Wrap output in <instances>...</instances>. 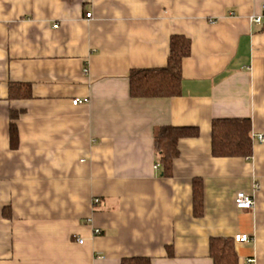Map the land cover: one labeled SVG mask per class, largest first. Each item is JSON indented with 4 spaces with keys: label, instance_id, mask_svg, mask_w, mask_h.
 I'll use <instances>...</instances> for the list:
<instances>
[{
    "label": "crops",
    "instance_id": "0c3cea01",
    "mask_svg": "<svg viewBox=\"0 0 264 264\" xmlns=\"http://www.w3.org/2000/svg\"><path fill=\"white\" fill-rule=\"evenodd\" d=\"M263 8L0 0V264H213L210 239L236 234L250 238L235 242L239 264H264V18L250 19ZM173 34L192 43L181 95L132 97L130 71L165 66ZM10 82H29L32 95L11 97ZM219 117L251 119L252 156H213ZM162 125L200 129L180 140L170 177L155 167ZM194 178L204 184L199 217ZM241 192L253 194L252 209L236 206Z\"/></svg>",
    "mask_w": 264,
    "mask_h": 264
},
{
    "label": "trees",
    "instance_id": "16d2710c",
    "mask_svg": "<svg viewBox=\"0 0 264 264\" xmlns=\"http://www.w3.org/2000/svg\"><path fill=\"white\" fill-rule=\"evenodd\" d=\"M191 39L183 34L170 37L167 64L161 67L134 68L129 73L130 95L134 98L173 97L182 93V62L191 54ZM10 96L29 98L32 95L29 82H10ZM19 111H11V146L19 144L16 119ZM198 126L162 125L154 135L155 150L163 176L173 175L174 160L180 155L179 142L183 138L198 137ZM211 150L215 157H250L254 151L252 122L245 117H219L211 123ZM194 215L204 212V184L194 178L192 184ZM234 237H212L209 242L213 264H239ZM121 264H151L149 257L123 258Z\"/></svg>",
    "mask_w": 264,
    "mask_h": 264
},
{
    "label": "built area",
    "instance_id": "2783aa9c",
    "mask_svg": "<svg viewBox=\"0 0 264 264\" xmlns=\"http://www.w3.org/2000/svg\"><path fill=\"white\" fill-rule=\"evenodd\" d=\"M88 17L91 16V13H88L87 14ZM263 18H264V8H263V13L262 14H254V15H251L250 19H251V22L257 24V25H261L262 24V21H263ZM56 27V25H54ZM81 99H74L73 103L74 104H78V103H81ZM256 138L258 139V141H261V142H264V135L263 134H258L256 135ZM156 168H159L160 167V164L157 163L155 165ZM256 188H258V184H256ZM99 199L96 198L94 200V202H98ZM235 203H236V206L239 208V209H252L254 204H255V201H254V196L253 194H249V193H244V192H241V193H238L236 198H235ZM95 232L96 233H100L101 230L100 229H95ZM234 239L235 241H249V236L247 234H236L234 236ZM80 242H83V239H78Z\"/></svg>",
    "mask_w": 264,
    "mask_h": 264
}]
</instances>
